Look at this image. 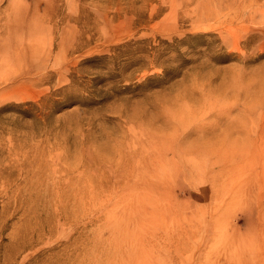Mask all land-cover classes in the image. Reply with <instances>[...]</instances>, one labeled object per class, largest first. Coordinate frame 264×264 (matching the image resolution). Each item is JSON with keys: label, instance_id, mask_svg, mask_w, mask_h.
I'll use <instances>...</instances> for the list:
<instances>
[{"label": "rangeland", "instance_id": "obj_1", "mask_svg": "<svg viewBox=\"0 0 264 264\" xmlns=\"http://www.w3.org/2000/svg\"><path fill=\"white\" fill-rule=\"evenodd\" d=\"M261 172L264 0H0V264H264Z\"/></svg>", "mask_w": 264, "mask_h": 264}, {"label": "bare ground", "instance_id": "obj_2", "mask_svg": "<svg viewBox=\"0 0 264 264\" xmlns=\"http://www.w3.org/2000/svg\"><path fill=\"white\" fill-rule=\"evenodd\" d=\"M260 175H264V172H261ZM260 178H261V177H259V180H260ZM261 182H262V184H264V181H261ZM259 184H260V182H259ZM128 245H132V244H128ZM131 247H132V246H131ZM262 262H264V261H262Z\"/></svg>", "mask_w": 264, "mask_h": 264}]
</instances>
